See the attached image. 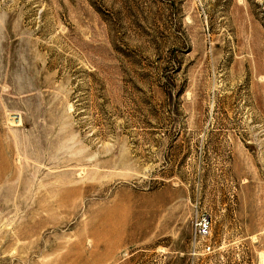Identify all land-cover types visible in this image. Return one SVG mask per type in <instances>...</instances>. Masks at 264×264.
Listing matches in <instances>:
<instances>
[{"label":"rangeland","instance_id":"374dc122","mask_svg":"<svg viewBox=\"0 0 264 264\" xmlns=\"http://www.w3.org/2000/svg\"><path fill=\"white\" fill-rule=\"evenodd\" d=\"M0 264H264V0H0Z\"/></svg>","mask_w":264,"mask_h":264},{"label":"built area","instance_id":"2783aa9c","mask_svg":"<svg viewBox=\"0 0 264 264\" xmlns=\"http://www.w3.org/2000/svg\"><path fill=\"white\" fill-rule=\"evenodd\" d=\"M212 219L208 214H203L198 217L193 226L195 243L202 246L204 250L212 249L211 242L208 237L211 233Z\"/></svg>","mask_w":264,"mask_h":264}]
</instances>
